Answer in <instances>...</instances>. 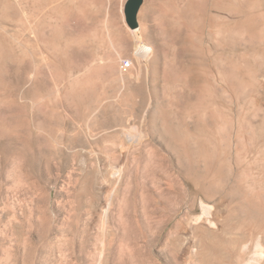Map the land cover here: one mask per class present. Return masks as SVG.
Wrapping results in <instances>:
<instances>
[{
	"label": "rangeland",
	"instance_id": "374dc122",
	"mask_svg": "<svg viewBox=\"0 0 264 264\" xmlns=\"http://www.w3.org/2000/svg\"><path fill=\"white\" fill-rule=\"evenodd\" d=\"M125 2L0 0V264H264V0Z\"/></svg>",
	"mask_w": 264,
	"mask_h": 264
},
{
	"label": "water",
	"instance_id": "95a60500",
	"mask_svg": "<svg viewBox=\"0 0 264 264\" xmlns=\"http://www.w3.org/2000/svg\"><path fill=\"white\" fill-rule=\"evenodd\" d=\"M145 0H126L124 14L127 25L135 30L140 27L139 13Z\"/></svg>",
	"mask_w": 264,
	"mask_h": 264
},
{
	"label": "built area",
	"instance_id": "2783aa9c",
	"mask_svg": "<svg viewBox=\"0 0 264 264\" xmlns=\"http://www.w3.org/2000/svg\"><path fill=\"white\" fill-rule=\"evenodd\" d=\"M123 65L125 67H130L132 65V61L130 59H124L123 60Z\"/></svg>",
	"mask_w": 264,
	"mask_h": 264
},
{
	"label": "bare ground",
	"instance_id": "6f19581e",
	"mask_svg": "<svg viewBox=\"0 0 264 264\" xmlns=\"http://www.w3.org/2000/svg\"><path fill=\"white\" fill-rule=\"evenodd\" d=\"M135 30H138V28H137V29H135Z\"/></svg>",
	"mask_w": 264,
	"mask_h": 264
}]
</instances>
